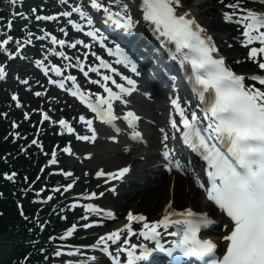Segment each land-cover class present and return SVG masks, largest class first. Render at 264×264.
<instances>
[{
	"label": "snow or ice",
	"instance_id": "snow-or-ice-1",
	"mask_svg": "<svg viewBox=\"0 0 264 264\" xmlns=\"http://www.w3.org/2000/svg\"><path fill=\"white\" fill-rule=\"evenodd\" d=\"M260 2L264 3V0ZM131 3L132 0H108L107 3L104 0H86V3L81 0L72 7L71 11L57 15L71 17L73 12L78 13L90 26L87 35L98 40L109 55L116 57L117 64L130 66L131 71L136 73V64L120 44L113 42V47L104 44L105 38L92 27L93 19L86 10L90 6L91 9L102 12L105 23H112L115 27L131 34L140 23L132 15ZM242 5L243 0H235V3L227 5L233 11L225 13L224 18L229 21L235 18L243 27L240 37H242V45L250 46L247 56L258 64V69L264 70V11L243 8ZM138 8L142 10L143 21L148 22L157 39L162 43L174 45V50L169 48L170 54L184 67L187 79L191 82L199 100L196 108L200 114L197 110L189 112L181 104L179 97L172 99L174 111L179 114V123L173 116L169 121L170 131L165 128L159 130L161 154L166 161L165 166L169 171L173 166L181 168V161L175 157V149L169 147L168 143L177 133L184 145L207 162L209 169L207 175L211 185L205 189L207 198L228 218L227 223L223 225L225 234L221 237L225 242L224 251L218 255V243L210 238L201 239L198 235L202 226L216 223L207 212L194 211L192 208L178 210L173 207L172 202L168 203L162 218L155 221H149L143 214L129 211L126 224L99 236L91 247L107 254L113 264H139L153 252L165 253L171 258L170 264H185L186 257L199 258L202 264H264V88L257 86L256 83L264 86V72L245 76L233 71L226 64L225 58L217 55L219 50L207 30L189 11L182 10L181 0H139ZM56 18V15L36 17L37 20ZM69 23L83 30V25L71 19ZM10 40H12L11 36L0 41V46L7 45ZM51 41L61 47L68 44L69 47L76 48L80 44L89 51L92 47L83 40L69 43L54 35H51ZM16 43L18 48L23 47L22 42ZM256 44L258 46H255ZM49 51L69 59L63 51L56 52L55 49ZM91 54L96 56V53ZM87 55L88 53H85V58ZM96 58L99 64L84 71L85 76H88L89 71L99 72L100 68L110 69L113 74L118 72V69L102 56ZM76 60L78 63L75 67L83 70L85 67L83 62H80L79 57H76ZM36 64L43 68L45 75L52 71L58 76H63V69L60 66L52 64L49 68L45 66L43 60H37ZM67 67H73L71 62ZM4 72V65L0 64V75ZM65 80L71 81L73 87L66 88ZM122 80L126 83H118L114 75L102 74V81L93 80L92 83L103 82V91L106 95L96 94L95 98L90 91L82 90L74 75H68L63 79L49 78V83L66 88L74 97H79L95 114V119L103 123L111 125L122 119L131 130L133 139H140L142 133L136 130L140 116L134 110H129L122 116H117L115 113L114 102L121 101L127 104L124 96L130 95L136 89L137 82L130 76L124 75ZM108 82L118 90L110 87ZM23 83L27 84V81ZM36 95L40 96L41 93L37 92ZM13 99L16 97L14 96ZM43 115L45 120L51 119L48 113ZM79 119L91 129V135L78 138L95 140L96 129L93 127V120L84 116H80ZM53 123H58L68 132L75 131L66 119ZM119 130L117 128V131ZM64 151L70 152L71 149L65 148ZM52 157L49 163L55 164L57 161L54 152ZM128 171L127 167L119 169L117 173H104L101 170L96 175L119 179ZM199 186L205 187L203 183H199ZM96 195L95 192L91 193L93 197ZM86 207L94 212L105 211L94 204H88ZM106 214L115 218V213L111 210H107ZM133 222H143L142 227L135 230ZM90 226L88 223L82 225L84 228ZM172 226L176 227V231L167 234L177 239L173 240L170 246H166L161 242V229L167 230ZM76 227L75 224L72 225L65 232V236H71ZM133 236H139L144 241H154V247H149L147 243H130L129 238ZM109 242L115 246L114 251L110 250ZM123 254H126V260L121 259ZM55 255L60 256L61 252L57 251ZM96 259L97 257H92V260Z\"/></svg>",
	"mask_w": 264,
	"mask_h": 264
},
{
	"label": "bare ground",
	"instance_id": "bare-ground-1",
	"mask_svg": "<svg viewBox=\"0 0 264 264\" xmlns=\"http://www.w3.org/2000/svg\"><path fill=\"white\" fill-rule=\"evenodd\" d=\"M137 3H139V0H136ZM185 3H187L184 0ZM189 7L188 9L196 10L198 6L202 5L204 6V3L202 2H194L189 1ZM152 138V137H150ZM160 139V138H159ZM158 139V140H159ZM152 142V143H151ZM152 145V151L146 153V162H142L139 158L140 155L138 153H134L132 155H129L127 152H133L131 149L130 151H127V147H123L119 149L116 153L111 150V152L107 149V153L110 154H98L96 155L97 160H95V163L101 162L102 159L105 162H109V166L115 163L119 162H127L131 165L132 171L135 172L140 167H146L145 165L149 160L151 163H156L160 161V158H157L158 151L160 152V149L162 145L160 144V141H157L156 143L151 141ZM107 160V161H106ZM99 166L102 165L101 163L98 164ZM100 169V167L98 168ZM139 172V171H137ZM142 174V173H140ZM148 176H146L144 180L145 187H139L135 186L133 189H125L121 193V197L123 199H117L118 204H120V201L122 202L121 205H124V201L126 203H132L134 202L138 206H135L133 209L135 212H138L142 209L148 210V214L150 215L149 219L155 218L158 215L162 213V211L167 207L169 202H172L173 207L177 205H182L179 208L186 207L188 205H196L199 206L201 209H212L213 207L211 204L204 198L203 194V200H202V192L197 188L196 186H193V183L190 179L183 177L182 175L178 173H172L167 178H156V179H147ZM112 183V182H111ZM139 194V195H138ZM135 195H137V198H135ZM141 198V200H140ZM144 198V199H143ZM124 200V201H123ZM117 203V202H116ZM147 214V213H146ZM121 215L120 211L116 214L117 217ZM227 223V221L221 220L220 225L218 228H215L212 230V235L217 237L222 236L225 234V229L223 225ZM122 224H124V218H121L118 222L116 229L121 227Z\"/></svg>",
	"mask_w": 264,
	"mask_h": 264
},
{
	"label": "rangeland",
	"instance_id": "rangeland-1",
	"mask_svg": "<svg viewBox=\"0 0 264 264\" xmlns=\"http://www.w3.org/2000/svg\"><path fill=\"white\" fill-rule=\"evenodd\" d=\"M187 1L188 2L194 1V2L204 3V6L200 5L196 9L197 14L200 15L202 18H206L207 20H210L211 21L210 23L213 24L212 22H214V18H216V16H217V13H216V10H217L216 1L217 0H187ZM3 96L7 97V93L3 92L2 97ZM108 147H109V145L106 142H101L96 146L95 152H96V154H102V151H106ZM144 149H149V148L146 147ZM93 157H94V160H91L89 162L88 166H87V164H85L86 171L84 172V175H88V173H89V171H91L93 165H98L99 163H101V162L95 163V160H97V158H96V156H93ZM92 161H93V165H92ZM113 165H119V164H113ZM93 185L96 186V184H93ZM142 187H145V186L143 185ZM114 205H116V204H114ZM136 205L137 204L132 202V203L125 205V206H122L121 204H119L118 205L119 207H117V205H116V207L119 208L118 210H121L124 212L127 209L126 208L127 206H131L134 208ZM140 211H144V212L148 213V210L142 209Z\"/></svg>",
	"mask_w": 264,
	"mask_h": 264
},
{
	"label": "trees",
	"instance_id": "trees-1",
	"mask_svg": "<svg viewBox=\"0 0 264 264\" xmlns=\"http://www.w3.org/2000/svg\"><path fill=\"white\" fill-rule=\"evenodd\" d=\"M11 230H15V228L10 229V234H11ZM0 231H1L2 233H8L9 228H8V226L5 224V225L2 226V228H0ZM15 236H16V239H17V240H20L21 237H18V234H16ZM4 258H5V257H4ZM1 259H2V258H0V260H1Z\"/></svg>",
	"mask_w": 264,
	"mask_h": 264
}]
</instances>
